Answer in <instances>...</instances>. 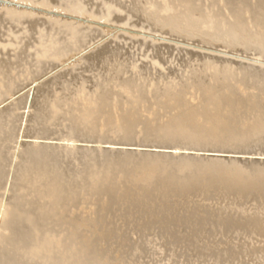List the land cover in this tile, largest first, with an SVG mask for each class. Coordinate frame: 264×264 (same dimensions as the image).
Listing matches in <instances>:
<instances>
[{"label":"bare ground","instance_id":"1","mask_svg":"<svg viewBox=\"0 0 264 264\" xmlns=\"http://www.w3.org/2000/svg\"><path fill=\"white\" fill-rule=\"evenodd\" d=\"M0 217V264H264V0H0Z\"/></svg>","mask_w":264,"mask_h":264},{"label":"water","instance_id":"2","mask_svg":"<svg viewBox=\"0 0 264 264\" xmlns=\"http://www.w3.org/2000/svg\"><path fill=\"white\" fill-rule=\"evenodd\" d=\"M3 3H7V2H3ZM50 12V11H48ZM239 157H242L241 155ZM0 224H2V218L0 217Z\"/></svg>","mask_w":264,"mask_h":264}]
</instances>
